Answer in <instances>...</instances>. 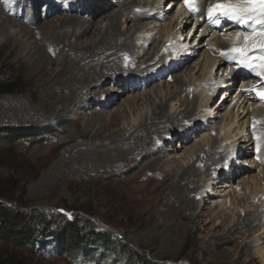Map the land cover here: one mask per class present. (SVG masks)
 Returning <instances> with one entry per match:
<instances>
[{
    "label": "rangeland",
    "instance_id": "rangeland-1",
    "mask_svg": "<svg viewBox=\"0 0 264 264\" xmlns=\"http://www.w3.org/2000/svg\"><path fill=\"white\" fill-rule=\"evenodd\" d=\"M129 1L0 0L8 14L15 13L11 16L29 28L28 34L14 28L5 34L6 28L0 23V83L11 78L21 81L14 91L0 92V173L13 175L18 182L17 190L5 200L22 211H42L55 223L61 221L60 214L84 224L93 223L97 232L111 236V245L103 257L97 247L93 254L79 253L74 262L56 253L52 236H38L33 252L0 239V256L12 255L21 264H125L126 256H117L120 242L161 264H264V220L258 226L233 233L234 242L216 244L231 235L227 229L245 213L256 211L264 216V100L256 95L258 90L264 91V80L237 68L234 58L221 60L225 50L219 45V38L227 32L251 35V26L235 25L229 29L225 25L231 21L223 17L219 18L224 23L222 27L214 24L212 28L209 20L207 27L201 24L214 0L203 1L200 8L194 5L195 10L186 6L184 0H162L158 9L148 11L131 7L130 13L120 15L119 30L135 36L136 49L133 54H117L131 73L97 82L103 93L93 94L95 86L90 93L86 90L73 109L61 106L55 85L51 86L52 94H43L42 89L59 71L63 54L62 45H56L49 37L57 18L79 15L94 22L80 36L68 38L67 44L75 49L95 42L94 27L105 28L110 16ZM133 1H148L151 8L152 0ZM198 1L202 2L194 3ZM138 14L141 16H133ZM126 16L128 20L123 23ZM42 24L46 30L40 27ZM202 27L209 32H203L204 39ZM258 27L259 30L261 26ZM175 28L178 45L184 44L185 51L173 53L164 63L151 60L140 67L139 63L154 57L161 37ZM37 49L42 51L41 62L34 60ZM204 56L209 58L206 57L207 67L202 71ZM235 71L244 76L231 86L228 76ZM192 75V82L202 79L215 90L213 102L204 109L203 120L198 119L200 112L185 120L186 125H170L171 129L151 135L144 147L122 159L107 157L106 149L113 146L111 141L123 133L125 126L133 124L132 119L149 116L154 103L167 91H175V79L188 81ZM249 89L254 90L245 91ZM192 90L190 87L186 92ZM182 99L174 101L175 107ZM131 101L135 108L129 112ZM243 107L246 110L242 111ZM251 107L261 109L263 114L251 117L246 114ZM97 114H101L102 123L110 124L107 129L89 124ZM111 118L115 124L107 121ZM229 120L233 124L222 145L235 141L236 147L233 145L230 151L233 162L226 163L229 155V159L205 168L196 157H202L200 151L217 140L215 129L220 123V129L226 132ZM38 126L43 129L41 135L25 136L32 130L26 129ZM16 130L24 136L18 137ZM78 153H96L103 161L93 164L95 159L78 160ZM197 160L190 177L195 179L192 193V187L186 185L174 196L170 194L177 174ZM235 160L239 162L235 164ZM258 183L259 190L253 194ZM191 199L195 203L193 210L188 204ZM244 243L248 244L247 252L237 249V244Z\"/></svg>",
    "mask_w": 264,
    "mask_h": 264
},
{
    "label": "bare ground",
    "instance_id": "bare-ground-1",
    "mask_svg": "<svg viewBox=\"0 0 264 264\" xmlns=\"http://www.w3.org/2000/svg\"><path fill=\"white\" fill-rule=\"evenodd\" d=\"M72 1H76V0H72ZM161 1L162 0H152V2H151V0H150L151 8H149L150 5H148V1L141 3V1H137V2L135 1L134 2L133 0H130L129 3L123 4V6H122L123 8L120 11H118L115 14H113L112 16H110L105 28L103 27V29H102L99 27H96V28L94 27V30H92V33L94 34L95 37H97L95 42L90 41V42H92L91 44L83 46V47L80 46L79 48H75V49L72 46H69L70 45L69 43H68L69 45L67 44L68 38L80 36L85 31H87L89 29V27L92 26V24L94 22L92 20H89L85 17H81L79 15H67L66 14V15H63L62 17H58V18L56 17L57 18V20H56L57 25L55 24L51 27L52 30L49 33V37H50V39L54 40V42H56L55 43L56 45H59V44L62 45L61 52L63 54H62V57L60 60V69L50 80V82H49L50 85H45L46 87H44L42 89L43 94L44 95L52 94L54 91H52L51 86L55 85L56 89H58L57 92L59 94L57 97L61 101V104H62L61 106L64 105L67 108L73 109V107L75 105H79V102H81L80 98H81V96H84L83 94H85L84 92L86 90L89 92L92 89V87L95 86L97 88L95 89V91H93V94L96 95L97 93H99V94L103 93L100 90V88H98V86H100V85L97 82H100V81L102 82L108 76H112V78H117L118 75L123 73V72L131 73V71L128 70V68L123 67L124 61L117 54L119 52H122V51L128 52L129 54H133L134 50L136 49L137 44H136L134 35H132V34L127 35L126 32H121L119 30L120 15L130 13L131 7H133L134 9L145 8V11L153 10L156 8L158 9V7H160L159 3ZM203 1L207 2V0H202V2L198 1V2L194 3V5H196V8H198V7L200 8L201 3H204ZM83 2H84V0H83ZM217 2H223V1L222 0L221 1L214 0L212 5L214 3H217ZM74 3L75 2H73V4ZM84 3H88V2L85 1ZM154 6H155V8H154ZM207 8H209V7H207ZM1 10H3L6 13V15H3ZM203 10L206 11L207 9L204 8ZM14 14L15 13L8 14L6 7H3L2 3L0 4V23L3 24L4 27L6 28L5 34H8L9 28L18 29V31H17L18 33L24 32V33L28 34L29 28L26 25V23L24 21H20L17 18L11 16ZM133 16L138 17V16H141V14L133 15ZM144 16H148V15H144ZM153 16H155V15H153ZM217 18H220V17H217ZM202 19H201V21H202L201 24H205L207 27L209 25V23H208L209 19H207L206 16ZM126 20H128V17L124 20L123 23H125ZM223 20H225V18H223ZM129 21H131L130 18H129ZM227 23L228 24H226L225 26L229 29L233 28L235 25L242 26V25L236 24L232 21L227 22ZM43 24L40 27L44 28L46 30V26H44ZM223 25H224V23L223 24L221 23V24H219V27H222ZM247 26H249V28H250L251 25H247ZM206 27H204V29L202 27V29L200 30V33L203 34L204 31L207 32L208 29L206 30ZM211 27L214 28L215 27L214 24L213 25L211 24ZM209 29H210V26H209ZM32 33H33V31H32ZM208 33L209 32H207L206 35H208ZM139 36H140V34H139ZM204 36H205V34H203L201 39H204L205 38ZM236 37H237V34L235 33V31H233L230 33L227 32V34H224V37L219 38L222 40L221 43L219 44L220 48L222 50H225L226 55H228V56L224 55L222 57L221 60H223L224 62H228L229 61L228 59L234 58L235 54L228 52V50L234 46V42L240 43V44L243 43L242 38L239 41H237ZM256 39L258 40L259 37H257ZM178 43H180V39H178L177 29L176 28L171 29L166 35L161 37L160 43L157 44V46H156L159 49L156 51V54L154 55V57L151 56V58H149V60L146 59L141 64L139 63V66L141 67V65L143 66L145 63L150 62L151 60L154 61L155 63L156 62H163L164 63L167 61V59L170 56H172L173 53L184 52L185 48L183 49L182 47H184L185 45L183 44L182 47H179ZM205 45H207V43ZM51 46H53V45H51ZM75 47H77V46H75ZM38 49L36 50V52H34L35 53L34 54V60H40L39 62H41V59H39V58L42 56L41 55L42 51H39ZM162 49H163V52H162ZM173 49H176V50L174 51ZM160 50H161V53L159 55L158 52H160ZM166 50H167V53L165 54ZM12 51L13 50H11L10 52H12ZM63 51H65V52H63ZM154 51H155V49H154ZM225 51H222V52H225ZM54 53H55V51H54ZM100 53H103V55H101ZM251 55L259 56V55H261V53L259 51H255V52L251 53ZM119 57H120V59H117ZM204 57L205 58H204L203 66H202V71H203V69H205L207 67V63H208L207 62L208 60H206L207 59L206 57H208V56H204ZM255 62L257 64L260 63V61H258V60H255L254 63ZM143 67H145V66H143ZM110 70H113L111 72L112 74H109L108 71H110ZM259 70L260 69L258 68L257 71H259ZM244 72L245 73H247V72L251 73L247 69H245ZM243 76H244V74H242L241 72H238V71L232 72V74H230V76H228L229 80L227 82L231 83V86H233L234 82L237 79L242 78ZM209 78H211V77H209ZM182 79L177 78L174 80L175 81V83H174L175 84V91H167L166 94L162 97V99L159 100L158 103H154L153 104L154 108H153V110L149 116H143V117L139 116V118H137V119H132L133 124L125 126L123 128V133H121L120 135H118L117 138H115L114 140L111 141V142H113L112 143V145H113L112 149H106V151L108 153L107 157L109 159H111V160L116 159L117 160V159L124 158L128 154L135 152V150L144 147L145 144L148 142L147 139L151 135H153V134L155 135L156 133L158 134L159 131L160 132H164L165 130L167 131V127H169L170 125H172V126H174V125L182 126V124L186 125L187 121H185V120H188V118L190 120L194 116L196 117V114L198 115L200 112H201V114L199 115V118H198L199 121H200V118L202 120L204 119V117H205V114L203 113L204 109H207L206 107L211 102H213V100H214V95H215L214 88L209 83H205L206 81L203 82L202 79L200 81L192 82L193 81V75L190 77V79L188 81H183ZM190 87L193 88L192 92L191 93L186 92V90L189 89ZM181 97H184V99L180 100L179 101L180 103L178 104V106L175 107L176 103L174 104V101L178 100ZM254 98H257V97L255 96ZM134 105H135L134 101H131L130 105H128V111L129 112H131V109L135 108ZM244 109H245V107L242 108V111H244ZM209 114H211V113L209 112ZM246 114H250V116L252 115L251 117H254V116L259 117L263 113L261 112V109H256V107H251L250 113L246 112ZM100 116H101V114H97L94 118H92L89 121V124L93 125V126H97L99 124V128H101V130L107 129L108 126H110V124L107 122L102 123ZM110 120H111V122H113V124H115V121H113V118L107 119L108 122ZM232 124H233V121H230V120L225 124V125H227V127L225 129L226 132H225V131H222L224 129H220L221 125H222L220 123V127L218 126V128L215 129L217 140L211 142V144L209 143L210 146L207 149H202L200 151V152H202V157L201 156L196 157L199 159L200 162H202V161L204 162V165L206 166L205 168H207L213 164H215V165L219 164L220 161L223 160V158H228L229 155L231 156L230 151H231V148H233L232 146L235 144V141L234 142L227 141V143H225L224 146L222 144L225 141L227 133L230 132L228 130H230L229 128H231ZM126 132H127V136L123 137V135ZM232 139H233V137H232ZM248 140L250 141L251 138ZM117 144H119L120 146L116 147ZM238 148H240V147L238 146ZM77 151L79 152V150H77ZM96 153H94V154H91V153H89V154L81 153L80 154V153H78L76 157L78 160H82V158H84V157L89 159V161L95 159L93 164H95L96 162L102 163V161H103V159L101 160L102 157L100 158V156L97 155ZM98 154H99V152H98ZM232 157L233 156H231L230 159L228 158L229 161H227L226 163H228V164L232 163L233 162ZM199 161L197 160V161L193 162L192 165H189L185 170H182L181 172H179L177 174V180H175V182H172V184H171L172 190L170 189V192H171L170 194L173 195L176 191H178V190L181 191V187L186 186V185L192 187V188H190V192L192 193L193 186H194V185L192 186V184H193V181H195V179H190V177L194 175V172H195L194 166ZM238 162H239L238 160H235V164ZM175 176H176V174H175ZM198 181L199 180H197V182ZM253 181L255 183L257 182L255 180H253ZM259 184L260 183H258L257 186L255 184L253 194H255L259 190L258 189ZM183 188H185V187H183ZM186 191H188V190H186ZM188 204H190L189 209L193 210L194 206H195L194 201L191 199L188 202ZM257 215H258V218H257ZM244 216L245 217H243V218H238L235 221V223L227 229L228 233H230L231 235L228 236L227 238L223 239L222 241L216 243V244L220 245L223 243L234 242L235 238H234L233 233L239 232L242 229H248V228H252L254 226H258V224L260 225V222H262L264 220V216L261 213H256V211H251L247 214L245 213ZM253 216H255V217L252 220ZM254 222H256V223H254ZM240 244H237V249L240 250L242 248V250H245L246 252L249 250L247 243H244V246H241Z\"/></svg>",
    "mask_w": 264,
    "mask_h": 264
},
{
    "label": "trees",
    "instance_id": "trees-1",
    "mask_svg": "<svg viewBox=\"0 0 264 264\" xmlns=\"http://www.w3.org/2000/svg\"><path fill=\"white\" fill-rule=\"evenodd\" d=\"M21 81L17 78L5 79L0 83V92H12L20 86ZM30 133L25 136L41 135V127H30ZM23 132L25 130L20 129ZM15 134L18 137L24 136ZM25 133V132H24ZM16 139V138H14ZM13 139V140H14ZM17 180L13 175L0 173V239L9 241L16 246L26 248L33 252L36 248L38 236H52L54 248L58 255H65L74 260L79 253L86 255L93 254L99 247L101 254L110 247L111 236L107 233L97 232L93 223L84 224L83 221L69 219L66 215L60 214V219L55 223L52 218H48L44 212L39 210H25L10 205L5 198L17 190ZM58 217V215H56ZM62 222V223H61ZM82 222V223H80ZM80 223V224H78ZM54 225V226H53ZM118 255H125V264H161L150 261L144 253H139L131 249L128 245L118 242ZM0 264H21L15 257L0 256Z\"/></svg>",
    "mask_w": 264,
    "mask_h": 264
},
{
    "label": "snow or ice",
    "instance_id": "snow-or-ice-1",
    "mask_svg": "<svg viewBox=\"0 0 264 264\" xmlns=\"http://www.w3.org/2000/svg\"><path fill=\"white\" fill-rule=\"evenodd\" d=\"M184 2L186 6L195 10L194 0H184ZM217 17L226 18L239 25H251L252 34L237 33L236 40L239 41L242 38L243 43L234 42V46L228 52L235 54L234 62L237 68L247 69L264 79V0H223V2L214 3L207 10V18L212 24L219 25L222 20ZM257 26H261L259 30ZM257 37H259L258 40ZM255 51H259L261 55H251ZM221 55L224 56L226 53L221 52ZM255 60L260 63H254ZM258 68L259 71H257ZM256 95L264 100V91H257Z\"/></svg>",
    "mask_w": 264,
    "mask_h": 264
}]
</instances>
